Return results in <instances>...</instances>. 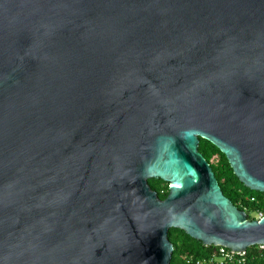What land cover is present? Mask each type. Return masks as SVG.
I'll use <instances>...</instances> for the list:
<instances>
[{"label": "water", "instance_id": "95a60500", "mask_svg": "<svg viewBox=\"0 0 264 264\" xmlns=\"http://www.w3.org/2000/svg\"><path fill=\"white\" fill-rule=\"evenodd\" d=\"M199 138L264 192V0H0V264L264 244Z\"/></svg>", "mask_w": 264, "mask_h": 264}, {"label": "trees", "instance_id": "16d2710c", "mask_svg": "<svg viewBox=\"0 0 264 264\" xmlns=\"http://www.w3.org/2000/svg\"><path fill=\"white\" fill-rule=\"evenodd\" d=\"M198 150L209 162L223 194L233 204L245 210L250 219L254 217H251V213H255L256 210H262L264 213V192L246 187L233 173L226 156L214 144L199 138ZM148 184L157 192L159 198H165L168 193V182L160 178H150ZM252 196L255 197L254 201H250ZM168 238L173 244L170 264H184L182 257L185 255L194 259L209 258L215 250L213 245H205L179 228H170ZM226 264H264V249L260 250L257 245L249 246L246 249L244 262L234 260Z\"/></svg>", "mask_w": 264, "mask_h": 264}, {"label": "built area", "instance_id": "2783aa9c", "mask_svg": "<svg viewBox=\"0 0 264 264\" xmlns=\"http://www.w3.org/2000/svg\"><path fill=\"white\" fill-rule=\"evenodd\" d=\"M255 197H250V201H254ZM264 215L262 210H256L254 217L256 219L261 218ZM257 247L261 250L264 249V244H257ZM246 250L235 251L225 246H217L214 253L209 258H197L194 259L192 256H183L184 264H226L234 260L238 262H244Z\"/></svg>", "mask_w": 264, "mask_h": 264}, {"label": "rangeland", "instance_id": "374dc122", "mask_svg": "<svg viewBox=\"0 0 264 264\" xmlns=\"http://www.w3.org/2000/svg\"><path fill=\"white\" fill-rule=\"evenodd\" d=\"M254 216V213H251V217H253Z\"/></svg>", "mask_w": 264, "mask_h": 264}]
</instances>
